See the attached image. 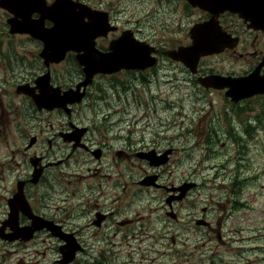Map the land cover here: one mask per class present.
<instances>
[{
    "label": "rangeland",
    "instance_id": "374dc122",
    "mask_svg": "<svg viewBox=\"0 0 264 264\" xmlns=\"http://www.w3.org/2000/svg\"><path fill=\"white\" fill-rule=\"evenodd\" d=\"M79 1L90 11L109 13L113 24L125 31L117 39L129 37V30H140L138 39L130 38L149 49L145 41L154 50L155 45L176 48L187 31L175 34L176 26L167 20V0ZM2 10L6 9L0 6V40L18 39L8 34V15ZM20 48L18 45L16 50L26 57L28 51L37 52L34 45ZM122 49L127 52V47ZM206 57L210 58L202 63L205 74L242 72L248 64L230 54ZM58 68L67 72L60 82L69 74L74 78L69 85L86 79L73 55ZM128 71L116 76L96 75L89 89L91 98L78 108L82 125L97 128L94 134L106 152L103 162L115 160L118 166L101 168L103 163L76 156L79 163L72 160L64 165L68 170L58 169V200L67 198L72 207L57 206L56 202L54 208L59 219L81 229L75 242L85 249L74 264H209L211 259L210 264H264V95L235 103L226 96V89H207L185 65L166 59L149 72ZM57 119L64 122L66 115L59 112ZM58 145L67 148L62 156L70 151L60 139ZM139 150L149 154L155 151L169 160L160 162L161 157L153 154L154 164L150 165L148 160L134 156L141 153L136 152ZM87 168L99 169L90 184V179L80 181L79 173L90 176ZM105 170L111 171L115 183L114 179L106 180ZM147 176H158L156 182L168 189L141 185ZM174 187L181 197L192 188L185 202L175 204L181 216L177 221L168 216L171 210L166 203L176 193ZM129 197L127 209L132 223L137 224L135 235L128 232L129 222L118 226L113 217L101 229L89 226L83 212L86 199L100 198L106 212H117ZM206 206L224 218L220 232L208 233L190 221L189 214L199 215ZM150 208L157 209L151 212ZM165 233L169 237L160 239ZM22 241L0 239V264H62L60 247L64 241L44 236Z\"/></svg>",
    "mask_w": 264,
    "mask_h": 264
},
{
    "label": "flooded vegetation",
    "instance_id": "af4514ba",
    "mask_svg": "<svg viewBox=\"0 0 264 264\" xmlns=\"http://www.w3.org/2000/svg\"><path fill=\"white\" fill-rule=\"evenodd\" d=\"M21 1L23 0H0V6L6 9L2 11L8 15V29L10 28L8 34L18 36V39L11 40L8 38L3 42L0 40V239L17 238L16 241L23 242L22 240L27 241L25 234L27 236L28 231H32V239L29 241H34L43 236L64 241L66 244L60 247L62 253L67 252L70 244L76 245L75 241L77 237H80L81 229L72 228L69 226L68 220L59 219L57 207L54 208L56 202H58L57 206L66 204L72 207L69 204V199L62 197L58 200L59 167L68 165L72 160L79 163L76 156L90 157L95 162L103 163L101 168L118 165L115 160L111 163L108 161L103 162L106 152L103 149V144L98 141L94 134V130H97V128L93 127L92 129V127L83 126V122L78 119L79 106L85 100L91 98L89 89L93 82L86 88L82 87L83 82L75 86L73 83L69 85L68 83L74 81L72 74L68 75L65 82H60L62 76H65L67 72L63 70L60 72L58 65L73 55L77 64L82 66L78 61L79 53L70 51L66 54L64 61L60 62L55 61L54 58L56 57L47 60L42 55L45 43L34 38L33 33L25 29L22 21L27 18L31 27L42 28V30H50L55 24L51 20H45L44 24H41V14L38 12L27 16L24 8L21 7ZM75 1L80 2L79 0ZM55 2L56 0H45L47 6L53 5ZM80 3L84 4L83 2ZM167 6V20L171 25L176 26L174 28L175 34L182 33L186 29L187 31L183 32L184 34L178 40L176 48L165 49L155 45L156 49L154 50L150 42L143 40L150 47V57L155 60V65L145 70L135 71L149 72L158 69L166 59L185 65L198 82L202 77L205 78L209 75H219L231 78L234 81L250 80L251 85L264 79V0H167ZM221 9H224V11ZM10 13L14 15L13 18ZM99 13L101 14L97 18L99 24L108 26L110 30L104 36L96 38L94 48L102 54H110L112 44L125 31L120 30L115 23L113 24L108 12L100 11ZM85 22H90V18L85 17ZM13 23H17L19 27L26 31L12 32ZM135 29L138 28L135 27ZM129 31L132 33L128 32L132 39L133 37L137 38L140 34V30L139 32ZM203 37L221 42L218 48L225 44L223 51L216 53V55L230 54L239 60H246L248 62L246 69L231 74H217L214 72L205 74L206 72L202 71V63L204 59L210 58L206 57L210 55H206L200 58L195 67L197 72L193 73L189 65L177 59V56L181 53L178 51L183 48V52L186 53L185 48L192 47L195 39L196 42H199ZM110 39L111 41L104 45V42L107 43V40ZM100 41H102L103 46L100 45ZM27 44L34 45L37 52L28 51L26 57L21 55L16 47L21 45L20 49L25 50ZM81 54H84V51ZM181 57L185 61H191L186 54L181 55ZM82 71L86 77L84 69ZM122 72L127 73L124 70L112 74L99 73L98 76H95H116ZM128 72L132 73L133 71ZM203 74L205 75L203 76ZM225 89L227 92L232 88ZM70 91L75 92H71L73 96L68 95L69 97H66V100H68L67 105L63 107L59 97H65V94L67 95ZM262 95L264 93L242 99L239 102L248 101ZM80 96L81 100L79 99ZM233 102L238 103L237 101ZM59 112L66 115L64 122L58 123ZM261 132L264 134V128L261 129ZM59 139L65 146L70 148L65 156L62 155L67 152V148H59ZM142 151H136L141 153H136L134 156L148 160L150 165L154 164L153 154L157 157L162 156H158L155 151L150 152V154ZM168 152L171 153V151ZM148 158L152 159L153 162L151 163ZM162 160L161 157L159 161L162 162ZM168 160L167 156V162ZM68 169V166L64 167V170ZM95 170L87 168L86 172L90 175L88 177L86 174L79 173L80 181L90 179L91 181L88 184L93 182L99 169ZM110 172L105 170L106 180L114 179V175H111ZM70 175L74 176L75 174L71 173ZM116 180L114 179L113 183ZM157 180L158 176H147L143 181H140V184L168 189L167 185H159L156 182ZM172 191L176 193L166 199V203L171 210L168 216L177 221L181 216L178 209L175 208V204L185 202L192 188L185 197H181V192L178 193L176 187ZM131 199L129 197L121 210L117 212L115 210L106 212L104 209L107 207L100 203V198L86 199L84 202L86 209L83 212L89 218V226L101 229L113 217L118 226H121V223L129 222L128 232L135 235L137 224L132 223L134 221L129 218L130 210L127 209ZM109 206L111 207L112 204H109ZM155 209L157 208H150V211L152 212ZM74 210L73 206L71 212ZM223 211L225 217H227L225 210ZM188 217L191 218L190 221L194 222L196 227L203 228L208 233L220 232L218 228H221L224 222V218L217 216L210 206L201 209L199 215L192 212ZM119 220L123 221L119 223ZM168 234L165 233L159 238L167 239ZM68 238H70V241L67 242ZM219 238L221 240V235ZM171 239L172 244L175 245L176 240L174 237H171ZM161 244H166V242L161 241ZM77 247L79 249L74 260L70 263L61 262L62 264L75 263L79 252L81 250L85 251L84 248ZM100 264L108 263L101 262Z\"/></svg>",
    "mask_w": 264,
    "mask_h": 264
},
{
    "label": "water",
    "instance_id": "95a60500",
    "mask_svg": "<svg viewBox=\"0 0 264 264\" xmlns=\"http://www.w3.org/2000/svg\"><path fill=\"white\" fill-rule=\"evenodd\" d=\"M20 4L22 5L20 6L24 8V12L27 16L34 12H38L41 14V24H44L45 20H51L55 24L50 30H42V28L31 27L27 18L22 21V23L24 22L25 29L33 33L34 38L40 39L45 43L42 55L45 56L47 60L56 57L54 58L55 61L60 62L70 51L79 53L78 61L86 73V79L81 84L82 87L86 88L89 86L93 82L95 75L99 73L112 74L122 69L145 70L155 65V60L150 57L149 48L136 42V40H132L130 34L129 37L125 36L113 43L111 46L112 52L110 54H102L95 49L94 43L96 38L104 36L110 29L106 25L102 26L99 24L97 18H99L101 14L97 11H90L85 4L73 0H56L51 6H47L45 0H23ZM26 7H29L28 12L26 11ZM224 9L221 10L224 11ZM85 17L90 18V22H85ZM16 31L25 32L26 30L19 27L17 23H13L12 32ZM220 44L221 42L212 38L203 37L199 42H196L195 39V43L192 47L188 49L185 48L186 53L183 52V48L178 51L181 53H179L177 59L184 61V63L192 68L193 73H196L197 69H195V67L202 56L223 51L225 44H222L221 47L218 48ZM122 46L127 47L126 53L123 52ZM82 51H84V54H81ZM185 54L191 61H185L181 57V55ZM249 81H234L231 78L218 75L200 79V83L207 89L232 88L227 92L226 96L231 97L233 101L264 93V79L261 81L257 80L258 82L252 83L253 85H251ZM71 92L75 91H70L67 95L65 94V97H59L63 107L67 105L68 100H66V97L68 95L73 96ZM79 99L81 100V96ZM163 160L167 161L166 156L163 157ZM182 190L185 191V188H182ZM28 233L27 236L25 234L27 241L32 239L33 232L28 231ZM8 240L15 241L17 238H8ZM67 241H70V238H68ZM73 245L70 244L68 246L67 252H62V263H70L74 260L75 254L79 248Z\"/></svg>",
    "mask_w": 264,
    "mask_h": 264
}]
</instances>
